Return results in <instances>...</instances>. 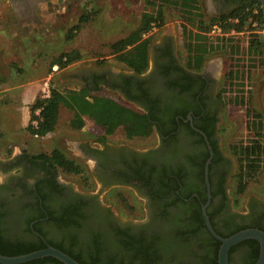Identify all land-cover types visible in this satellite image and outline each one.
I'll use <instances>...</instances> for the list:
<instances>
[{
    "label": "flooded vegetation",
    "instance_id": "af4514ba",
    "mask_svg": "<svg viewBox=\"0 0 264 264\" xmlns=\"http://www.w3.org/2000/svg\"><path fill=\"white\" fill-rule=\"evenodd\" d=\"M46 1L0 0V6L6 5L3 9L9 10L12 19H23L22 25L29 21L38 25V9ZM239 2L213 0V8L217 12ZM181 43L180 35L161 31L148 43L147 65L141 73L112 71L102 64L75 71L79 87L86 85L92 94L108 89L131 105L127 107L149 112L153 141L144 146L109 142L99 138L103 131L80 140L75 145L76 158H68L86 170L90 188H77L63 180L61 170L33 159L35 154L24 150L0 160L2 242L11 246L39 237L44 245L59 244L72 254L79 252L82 258L94 245L102 253L114 252L116 241L126 236L154 240L163 246L179 243L173 232L192 226L198 205L200 209L207 198L204 163L209 152L206 209L218 232L224 233L228 225L262 210L252 197L245 201L243 210L234 209L228 195L235 172L220 146L221 102L216 88L225 75L222 64L218 67L207 58L199 70L189 67ZM110 192L118 198L104 199ZM118 200L120 203L115 202ZM123 206L138 213L122 217L116 207ZM201 231L195 232L197 239ZM185 243L188 248L177 255L180 264L210 263L211 253L203 254L191 242ZM229 249L228 264H242L249 248L236 244ZM117 254L115 251L114 257Z\"/></svg>",
    "mask_w": 264,
    "mask_h": 264
},
{
    "label": "rangeland",
    "instance_id": "374dc122",
    "mask_svg": "<svg viewBox=\"0 0 264 264\" xmlns=\"http://www.w3.org/2000/svg\"><path fill=\"white\" fill-rule=\"evenodd\" d=\"M146 1L48 0L45 5L44 3L40 5L39 12L37 11L38 25L32 21L22 25L23 19H12L9 10L3 9L6 8L3 4L0 6V29H3L0 30V72L5 74L4 65L12 64L11 83L14 82L13 80L17 83V81L24 82L26 78L35 80L43 77L39 79V85L36 86L35 91L36 96L42 97L46 89L49 90L51 86L61 93L78 89L79 84L74 74L82 68L102 64L112 71L127 70L122 63L114 59L108 43L125 36L136 27L141 14L150 10ZM198 4L204 18L226 12L231 8L215 12L213 0H198ZM81 14H88V20L80 25L71 39H66L67 29L74 25ZM179 22L180 19L174 11L164 7L163 25L158 30L152 29L149 34H152V39H156L161 31L180 35ZM18 25H22L20 30L16 29ZM242 38L239 37L238 40L242 41ZM221 49L211 50L205 59L208 58L210 63L216 61L218 67L221 63L225 74L230 68L236 69V75L241 76L235 78L236 82L233 83L232 79H226L223 75L216 88L221 102L220 146L230 157L234 165L233 172H236L237 162L231 153L230 146L237 142L246 143L255 127L260 128V125L264 124V64H256L249 59L245 62L242 51H237L230 56ZM70 50L78 52L79 57L76 60L61 69L49 66L52 58L60 52ZM181 53L184 54L183 49ZM13 85L3 91L0 90V160L10 159L19 150L38 154L48 153L52 149H58L67 157L74 159L76 158L75 145L80 140L102 134L101 127L86 116L82 118L83 125L80 129L72 128L69 125L72 112L60 105L54 129L43 136L30 135L23 129V116L20 111L22 103L30 99L28 98L30 93L26 90L28 85L24 87L20 84ZM33 85L31 83L30 87ZM94 94L107 96L120 104L131 107L108 89L101 88ZM239 100L241 102H238ZM246 105L259 114L256 123L254 121L251 124L253 118L250 114H245ZM105 139L109 142L126 141L136 146H144L153 141V136L151 133L146 137L127 139L121 129L116 128L111 134L106 135ZM84 171L83 174L62 173L61 178L74 183L77 188L82 186L90 188L89 179L86 177L87 172L85 169ZM228 195L232 202L236 199L234 209L243 210L245 201L248 197H252L260 203L264 213V168L258 172L255 179L246 183L240 194H234V181L231 178ZM107 198L112 197L106 194L104 199L108 200ZM115 202L120 203L119 200ZM116 208H118L117 213L122 217L138 213L137 210L127 206Z\"/></svg>",
    "mask_w": 264,
    "mask_h": 264
},
{
    "label": "trees",
    "instance_id": "16d2710c",
    "mask_svg": "<svg viewBox=\"0 0 264 264\" xmlns=\"http://www.w3.org/2000/svg\"><path fill=\"white\" fill-rule=\"evenodd\" d=\"M156 1L147 0L146 3L149 4L150 10L141 14L136 27L125 36L108 43V48L114 59L122 63L127 69L136 73H141L145 69L147 65V46L152 40V34L150 35L149 31L152 27L158 30L163 25L164 7L172 9L180 19L178 27L182 39V49L186 64L189 67L199 70L206 55L211 50L221 48L230 56L237 51H242L243 56H246V60L249 59L256 62V64H264L263 5L253 0H240L235 7L226 12L204 18L200 12L198 0ZM253 8H256V13L251 12ZM228 17H236L237 22L227 23L226 25L222 23L223 28L226 29L233 27L236 30H241L244 27L248 30L251 28L250 22L256 23L253 28L254 31L247 34V44L244 50L240 48V41L237 37L216 38L213 43H210L205 35L211 24ZM87 20L88 14L79 15L74 25L67 29L65 38L71 39L78 31L80 25ZM78 57L79 54L76 50L60 52L51 59L49 66L56 65L58 69H61ZM232 64L234 65L235 62ZM224 77L226 79H235L240 78V75H236V69L229 68ZM238 102H241V100ZM60 105L72 112V117L69 120V125L72 128L80 129L83 125L82 118L86 116L101 127L103 134L99 138L102 140L116 128H120L127 139L146 137L153 128V117L149 112L140 113L107 96L92 94L88 91L87 86L83 84L78 89L67 90L64 93L51 86L47 97L36 96L28 107L29 116L24 127L25 130L36 137L51 132L56 124ZM36 110H38L37 114L34 113ZM245 114H250L253 118L251 124L254 121L255 123L257 122L256 119L259 114L251 110L247 105L245 106ZM32 121H35V125L32 124ZM230 150L237 162V170L233 176L234 194H240L244 190L246 183L255 179L258 172L264 168V124L260 125V128L255 127L246 143H234L230 146ZM31 157L33 159H41L42 163H45L48 167L59 169L63 173L83 174L85 172L81 164L69 159L58 149H52L48 153H38ZM86 177L88 178V176ZM113 193L110 192L108 195L115 198ZM204 199L203 197L201 202ZM234 205H236V199H233L232 207ZM205 213L212 229L221 237L246 227H255L264 231V213L262 210L256 212L255 215H247L246 220L243 219L240 222L233 223L231 226L228 225L224 233L218 232L214 227L211 214L206 208ZM164 215L161 218L165 219ZM192 219L194 222L192 226L182 231L175 230L173 232L174 236L180 239L181 242L179 243L175 242V244L163 246V243H156L154 240L126 236L125 239L116 241L115 251L118 254L115 257V251L102 253V249L95 245L92 248H88L84 258L80 256L79 252L74 251V254H72L67 248H62L59 244L51 243V246L67 254L79 264H180L177 255H183L189 245L185 242L189 241L192 245L200 248L203 254L211 253L210 257H208L209 264H217L216 251L219 242L206 231L199 205ZM200 228L202 230L201 236L197 239L198 235L195 232ZM191 237L197 239L196 242L191 241ZM237 244H245L249 248L242 264H254L258 252L257 242L253 239H247ZM44 246L39 237H36L34 241L21 242L11 246L0 239V254L6 256L18 255L43 248ZM45 260L49 264H63L49 256L19 264H42V261Z\"/></svg>",
    "mask_w": 264,
    "mask_h": 264
},
{
    "label": "water",
    "instance_id": "95a60500",
    "mask_svg": "<svg viewBox=\"0 0 264 264\" xmlns=\"http://www.w3.org/2000/svg\"><path fill=\"white\" fill-rule=\"evenodd\" d=\"M253 1H256L260 5L264 6V0H253ZM210 156H211V152H209V156L204 163V178L206 182L207 198L204 203L200 204V214L206 231L209 233L211 237H213L215 240L219 242L216 251V263L228 264L227 255L229 248L243 240L253 239L258 244V252L254 264H264V231L255 227H246L237 230L225 237H221L217 233H215L214 230L212 229L208 217L205 213V208L209 200L206 174H207V165L209 163ZM45 256L53 257L63 264H79L74 259L69 257L67 254L63 253L62 251L48 244H46L43 248L29 251L23 254L12 255V256H6L0 254V264H19L33 259L42 258Z\"/></svg>",
    "mask_w": 264,
    "mask_h": 264
},
{
    "label": "built area",
    "instance_id": "2783aa9c",
    "mask_svg": "<svg viewBox=\"0 0 264 264\" xmlns=\"http://www.w3.org/2000/svg\"><path fill=\"white\" fill-rule=\"evenodd\" d=\"M252 13H256V8H253L251 10ZM237 22V18L236 17H228L227 19L224 20H219L217 22H214L213 24L210 25L208 31L205 33L208 41L210 43H213L215 41L216 38H223V37H234V38H239V37H243L242 41H240L239 46L241 49H245L246 44H247V34L250 32H253V28L256 25L255 22H250V29L246 30V28H242L241 30H236L233 27H230L228 29L223 28L222 23L223 24H227V23H236ZM154 30L155 28H151L149 33L151 32V30ZM261 32H263V30H261ZM142 36H144V34H142ZM244 59L246 62V56L244 55ZM241 77V76H240ZM233 82H236L234 79H232ZM49 90L46 89V92L44 95H42V98H45L48 96ZM36 110L34 113L37 114ZM32 124L35 125V121H32Z\"/></svg>",
    "mask_w": 264,
    "mask_h": 264
},
{
    "label": "crops",
    "instance_id": "0c3cea01",
    "mask_svg": "<svg viewBox=\"0 0 264 264\" xmlns=\"http://www.w3.org/2000/svg\"><path fill=\"white\" fill-rule=\"evenodd\" d=\"M182 45V44H181ZM181 49H182V46H181ZM4 65V64H3ZM5 66V74H3V72L1 71L0 72V90H2L3 91V89L5 90V89H8V86H10V85H13V86H16V84L18 85V84H20V85H22L23 87L27 84L28 86H27V88H26V90L30 93L29 95H28V98H30L29 100H27V101H24L23 103H22V107H21V114H22V116H23V122H22V124H23V129H25L24 127H25V125H26V123H27V121H28V116H29V110H28V107H29V105H30V103L33 101V99L36 97V95H35V91L37 90L36 89V86L37 85H39V81L43 78H39V79H35V80H29V78H26V80L24 81V82H18L17 81V83H15V80H13L14 82H12L11 83V78H10V69H12V64L11 65H9L8 64V66H6V65H4ZM14 66V65H13ZM53 66H56V65H53ZM13 69H15V67L13 68ZM31 83H33L34 85H33V87H30V85H31ZM12 87V86H11Z\"/></svg>",
    "mask_w": 264,
    "mask_h": 264
}]
</instances>
